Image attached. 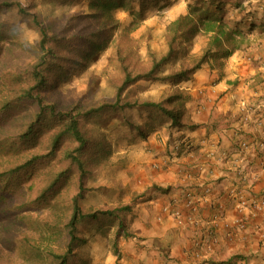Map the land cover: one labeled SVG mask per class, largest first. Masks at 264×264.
<instances>
[{
	"label": "trees",
	"instance_id": "trees-1",
	"mask_svg": "<svg viewBox=\"0 0 264 264\" xmlns=\"http://www.w3.org/2000/svg\"><path fill=\"white\" fill-rule=\"evenodd\" d=\"M166 1L137 0L136 13L141 17L150 7L163 6ZM131 3L133 0H93L89 14L65 17L43 12L38 0H0V204L14 209L38 204L46 210L54 205L58 210L55 198L60 188L76 176L77 191L71 197L66 222L56 230L50 227L53 240L65 236L66 242L64 248L60 243L58 248L51 245L47 249V264H71L78 259L77 250L82 247L77 232L80 221L105 217L112 224L117 219L116 239L130 235L127 225L132 204L88 213L82 209L81 200L90 190L91 170L108 165L112 154L104 133L98 140L91 137V126L110 124L117 114L131 130L143 134V126L126 115L132 108L147 112L154 120L169 119L172 128L183 127L188 99L184 90L175 87L157 99L142 97L134 85L143 80L177 86L211 58L229 57L248 42L242 29L245 23L227 16L228 0H190L188 12L168 26L167 51L160 57L151 54L145 66L129 48L127 33L118 35L115 52L119 72L108 79L114 88L112 95L98 97L101 78L94 76L87 93L72 102L54 94L60 80L70 77L72 67L81 66L95 49L111 40L117 24L113 12L120 7L130 9ZM90 18L102 21L99 30L83 27L82 22ZM111 23L106 30L105 24ZM28 28L37 32L34 43L25 39ZM200 32L210 36L202 53L192 62L166 71L164 67ZM41 175H45L44 183ZM45 224L49 225L47 221ZM0 264H4L1 255Z\"/></svg>",
	"mask_w": 264,
	"mask_h": 264
},
{
	"label": "crops",
	"instance_id": "crops-1",
	"mask_svg": "<svg viewBox=\"0 0 264 264\" xmlns=\"http://www.w3.org/2000/svg\"><path fill=\"white\" fill-rule=\"evenodd\" d=\"M226 13L245 23L248 42L177 86L165 83L188 97L183 127L134 109L129 119L144 132L117 135L109 165L115 203L133 205L130 235L115 252L99 231L78 264H264V0H228ZM243 104L253 107L248 121ZM175 142L186 144L179 152Z\"/></svg>",
	"mask_w": 264,
	"mask_h": 264
},
{
	"label": "rangeland",
	"instance_id": "rangeland-1",
	"mask_svg": "<svg viewBox=\"0 0 264 264\" xmlns=\"http://www.w3.org/2000/svg\"><path fill=\"white\" fill-rule=\"evenodd\" d=\"M189 2L190 0H169L163 6L154 5L150 7L141 17L136 13L139 10L137 0H133L130 9L123 7L116 9L113 12V19L117 24L111 40L104 44V47L95 49L89 60L85 61L81 66L72 67L70 77L66 80H60L56 90H53L54 94L60 95L66 102H72L87 93L90 87V80L94 76L101 78V87L97 92L98 97L112 95L114 88L109 84L108 79L119 72L115 52V43L118 40V35L123 32L127 33L130 38L129 48H132L135 54L143 60L145 66L149 63L151 54L154 53L157 57H160L167 51L168 39L166 38V31L168 26L184 10L188 12ZM38 6L45 13L53 12L54 14L70 17L72 15L89 14L93 11L94 4L93 0H38ZM101 22L99 18H90L83 21L82 25L87 30H99ZM111 25L112 23L110 25L105 24V29L107 30ZM249 34L251 36L254 35ZM25 37L29 42L34 43L37 39V32L32 28H28L25 31ZM209 39L207 36H199L198 38L196 36L191 43L192 45L186 43L188 47L186 49L183 47V50L164 67L165 70L178 68L184 62L186 64L192 62L194 56H199L202 53ZM133 89L138 91L142 97L160 99L172 91L174 87L160 81L142 80L136 83ZM132 112H134V109H128L126 115L128 118L136 119V115ZM141 118L144 121L145 116H141ZM91 127V137L94 140H98L101 134L104 133L112 147L117 135L122 134V132L126 134V127H129V125L125 124L121 116L116 114L115 119L110 124L101 122ZM110 162L104 167L93 165L95 167L91 170L88 181L90 190L81 200V206L85 213L122 204L115 203L118 192L112 188V183L116 184L118 179L114 176L112 177V173L109 170ZM57 166L59 164H56ZM44 176L41 175L40 177V179L43 178V183L45 180ZM76 191L77 183L76 176H74L65 183L63 188H60L55 198V201H58L56 205L58 210L55 209L54 205L46 210L44 206H39L38 204L16 209L6 207V204H0V255L3 263L47 264L44 258L47 256V249L51 248V245L58 248L59 244L62 243L61 246L64 248L66 241L63 240L66 237L64 236L63 240L60 238L53 240L50 237V227L52 225L53 230L63 227L67 220L66 214L69 212L71 197ZM54 212L58 214L57 217ZM45 221L49 225L45 224ZM116 224H118L117 219H114L111 224V220L105 217L94 221H80L77 232L78 237L82 240V247L89 242L90 244H95L97 242L96 236L100 234L99 231L104 229L106 232L101 237L106 238L112 248H115L116 232L118 230ZM76 256L78 259L72 260L71 264H78L85 260L87 254L79 249Z\"/></svg>",
	"mask_w": 264,
	"mask_h": 264
},
{
	"label": "built area",
	"instance_id": "built-area-1",
	"mask_svg": "<svg viewBox=\"0 0 264 264\" xmlns=\"http://www.w3.org/2000/svg\"><path fill=\"white\" fill-rule=\"evenodd\" d=\"M242 108L245 110L246 114L244 116V121H248V117H249V114L253 111V107L247 105V104H243L242 105ZM185 142H175L173 143V149L174 151H181L183 147H185ZM243 146H246V143L244 142L242 144ZM263 144H261V146H263ZM187 147V146H186ZM207 191H209V189H207ZM242 193V192H241ZM196 202V195L195 193L193 192V190H188L186 192V195H185V204L187 207H190V208H193L194 207V204ZM245 204L244 202H242L241 205ZM175 215L177 218H182V215H181V212H179L178 210H176L175 212Z\"/></svg>",
	"mask_w": 264,
	"mask_h": 264
}]
</instances>
